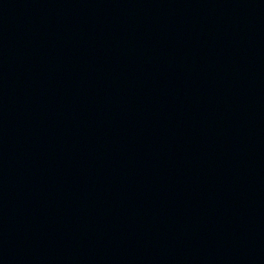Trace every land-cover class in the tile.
Here are the masks:
<instances>
[{"label":"water","instance_id":"95a60500","mask_svg":"<svg viewBox=\"0 0 264 264\" xmlns=\"http://www.w3.org/2000/svg\"><path fill=\"white\" fill-rule=\"evenodd\" d=\"M0 264H264V0H0Z\"/></svg>","mask_w":264,"mask_h":264}]
</instances>
